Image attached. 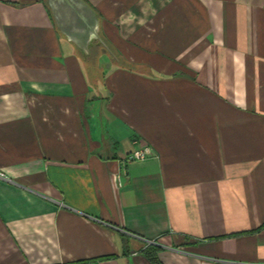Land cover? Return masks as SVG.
I'll list each match as a JSON object with an SVG mask.
<instances>
[{
    "label": "crops",
    "instance_id": "1",
    "mask_svg": "<svg viewBox=\"0 0 264 264\" xmlns=\"http://www.w3.org/2000/svg\"><path fill=\"white\" fill-rule=\"evenodd\" d=\"M82 1L0 0V264H264V0Z\"/></svg>",
    "mask_w": 264,
    "mask_h": 264
},
{
    "label": "water",
    "instance_id": "2",
    "mask_svg": "<svg viewBox=\"0 0 264 264\" xmlns=\"http://www.w3.org/2000/svg\"><path fill=\"white\" fill-rule=\"evenodd\" d=\"M48 5L60 30L73 42H82L87 49L93 39L91 36H97L98 18L95 12L82 0H48Z\"/></svg>",
    "mask_w": 264,
    "mask_h": 264
},
{
    "label": "rangeland",
    "instance_id": "3",
    "mask_svg": "<svg viewBox=\"0 0 264 264\" xmlns=\"http://www.w3.org/2000/svg\"><path fill=\"white\" fill-rule=\"evenodd\" d=\"M94 46L92 47V49H91V53L88 55V56H86V59H85V61L84 62H86V63H96V62H100L101 60V57H103L104 55H106L105 53H107V55H108V52L110 51V53L109 54H111V58H114V59H116V60H119L120 59V57L117 55V54H115L116 52H115V50L114 49H112L109 45H108V49H109V51L108 50H106L105 48H106V46L105 45H107L105 42H104V40H94ZM104 45H103V44Z\"/></svg>",
    "mask_w": 264,
    "mask_h": 264
},
{
    "label": "built area",
    "instance_id": "4",
    "mask_svg": "<svg viewBox=\"0 0 264 264\" xmlns=\"http://www.w3.org/2000/svg\"><path fill=\"white\" fill-rule=\"evenodd\" d=\"M153 150L150 146H140L129 155L126 156V162H145L152 157ZM0 178H5V175L0 171ZM155 243V242H152Z\"/></svg>",
    "mask_w": 264,
    "mask_h": 264
},
{
    "label": "trees",
    "instance_id": "5",
    "mask_svg": "<svg viewBox=\"0 0 264 264\" xmlns=\"http://www.w3.org/2000/svg\"><path fill=\"white\" fill-rule=\"evenodd\" d=\"M152 262L154 263V264H159V262L158 261H156V259H152Z\"/></svg>",
    "mask_w": 264,
    "mask_h": 264
}]
</instances>
